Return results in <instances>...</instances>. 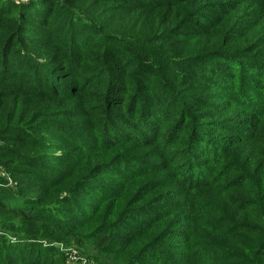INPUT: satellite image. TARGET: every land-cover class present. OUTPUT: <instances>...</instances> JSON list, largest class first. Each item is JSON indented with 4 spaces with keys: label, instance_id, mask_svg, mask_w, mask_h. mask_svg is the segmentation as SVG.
<instances>
[{
    "label": "trees",
    "instance_id": "16d2710c",
    "mask_svg": "<svg viewBox=\"0 0 264 264\" xmlns=\"http://www.w3.org/2000/svg\"><path fill=\"white\" fill-rule=\"evenodd\" d=\"M0 165L14 235L264 264V0H0ZM39 245L0 264H70Z\"/></svg>",
    "mask_w": 264,
    "mask_h": 264
},
{
    "label": "rangeland",
    "instance_id": "374dc122",
    "mask_svg": "<svg viewBox=\"0 0 264 264\" xmlns=\"http://www.w3.org/2000/svg\"><path fill=\"white\" fill-rule=\"evenodd\" d=\"M4 168L0 165V176L6 175ZM9 177V176H8ZM9 178V182H10ZM11 184V182H10ZM9 185V184H8ZM26 186H33L34 182L31 181H25ZM0 214L6 215L5 212L0 210ZM14 221H18L19 219L15 218ZM8 229L7 225L0 224V255L5 254L6 252H14V253H21V250L23 249L24 245H29L30 243L40 242L42 244L39 245L42 248H55L63 251L67 257L68 262L70 264H97L93 263L90 257L84 255L82 252L85 251L83 246H76L75 243H67L65 242L66 239L63 237H60V239H56L55 237H41L36 236L33 233H20L17 235H14L13 233L7 232L4 230ZM54 240V241H48V240ZM65 240V241H63ZM45 241V242H44ZM47 241V242H46ZM57 249V250H58ZM87 251V250H86ZM89 255V254H88Z\"/></svg>",
    "mask_w": 264,
    "mask_h": 264
},
{
    "label": "built area",
    "instance_id": "2783aa9c",
    "mask_svg": "<svg viewBox=\"0 0 264 264\" xmlns=\"http://www.w3.org/2000/svg\"><path fill=\"white\" fill-rule=\"evenodd\" d=\"M16 1L27 2V1H29V0H16Z\"/></svg>",
    "mask_w": 264,
    "mask_h": 264
}]
</instances>
